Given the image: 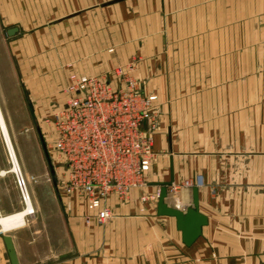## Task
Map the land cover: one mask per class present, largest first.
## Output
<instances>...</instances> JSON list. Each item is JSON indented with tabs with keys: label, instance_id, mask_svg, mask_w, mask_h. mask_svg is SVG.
Returning a JSON list of instances; mask_svg holds the SVG:
<instances>
[{
	"label": "crops",
	"instance_id": "0c3cea01",
	"mask_svg": "<svg viewBox=\"0 0 264 264\" xmlns=\"http://www.w3.org/2000/svg\"><path fill=\"white\" fill-rule=\"evenodd\" d=\"M0 33L34 97H53L71 73L133 62L159 117L145 188L104 222L88 219L77 197L54 194L65 217L66 246L49 257L58 259H29L45 239L0 224V264H12L6 234L21 264H264V0H0ZM198 174L209 222L189 246L176 217L141 195ZM171 185L169 205H193V188ZM39 190L57 216L52 191ZM18 207L2 199L0 215Z\"/></svg>",
	"mask_w": 264,
	"mask_h": 264
},
{
	"label": "built area",
	"instance_id": "2783aa9c",
	"mask_svg": "<svg viewBox=\"0 0 264 264\" xmlns=\"http://www.w3.org/2000/svg\"><path fill=\"white\" fill-rule=\"evenodd\" d=\"M134 67L131 62L111 73H71L56 95H62L61 102L56 101L45 119L60 196L77 197L88 210L87 218L99 222L113 217L115 204L126 203L132 190L149 184L157 157L156 97L143 91L144 79L135 76ZM15 175L26 204L31 192L19 165ZM171 184L173 191L201 187L204 177ZM160 192L143 193L141 200H158Z\"/></svg>",
	"mask_w": 264,
	"mask_h": 264
},
{
	"label": "rangeland",
	"instance_id": "374dc122",
	"mask_svg": "<svg viewBox=\"0 0 264 264\" xmlns=\"http://www.w3.org/2000/svg\"><path fill=\"white\" fill-rule=\"evenodd\" d=\"M135 68L136 66L132 71L134 74ZM21 69L23 68L19 66L18 56L11 49V41L6 38V34L0 33V105L14 141L19 159L18 165L24 173L35 205V212L27 215L25 227L28 229L31 239L34 237L45 239L43 242L32 243L29 246V251H31L28 258L35 260L43 257L41 263H48L58 259V256L49 257L55 251L54 255L59 253L66 246L64 227L61 226L65 217L60 211L59 204H57L60 199L57 200L56 198H60L57 189V176L51 171L52 168L44 148L45 144L49 155L52 154L50 126L45 122V119L49 116L53 106L57 105L56 101L62 100V95L56 96L62 93V90L51 98L34 97L33 86L25 80ZM140 78L144 79L143 77ZM12 161L11 152L0 127V171L11 169L13 167ZM39 188L52 191V203L53 205L57 204L58 207L57 216L54 217L49 210V196L42 195ZM36 190L38 191L36 192ZM2 199L6 206H11L18 200L17 211L25 207L15 172L0 176L1 203ZM50 236L53 237L52 241L49 240Z\"/></svg>",
	"mask_w": 264,
	"mask_h": 264
},
{
	"label": "water",
	"instance_id": "95a60500",
	"mask_svg": "<svg viewBox=\"0 0 264 264\" xmlns=\"http://www.w3.org/2000/svg\"><path fill=\"white\" fill-rule=\"evenodd\" d=\"M14 31L15 29H11L9 31V34H13ZM44 148L49 165L52 168L51 171L52 173H55V169L53 167L50 155L45 144ZM171 183L172 181L162 183L160 196L157 202V213L159 215L176 217L178 228L182 231L183 241L186 245L190 246L199 238V236H201L203 226L209 222V219L206 214L200 211L199 187L197 186L193 188L192 206L186 209H181L179 207L169 205L166 201V198L168 196V185H170ZM4 240L7 246L11 263L21 264L12 235H4Z\"/></svg>",
	"mask_w": 264,
	"mask_h": 264
},
{
	"label": "bare ground",
	"instance_id": "6f19581e",
	"mask_svg": "<svg viewBox=\"0 0 264 264\" xmlns=\"http://www.w3.org/2000/svg\"><path fill=\"white\" fill-rule=\"evenodd\" d=\"M0 127L7 141V146H8L9 151L11 152L12 159L15 163V165L13 164V167L11 169H2L0 171V175H6L9 172H15V170L18 169L19 159H18L17 152L14 146V141L12 139L7 122L5 120L1 105H0ZM34 211L35 209L33 206V198L31 196V199L28 200V202L25 204V208L19 211L10 213V214L0 215V224H2L5 230H9L15 227L22 226L26 224L27 215L34 213Z\"/></svg>",
	"mask_w": 264,
	"mask_h": 264
}]
</instances>
